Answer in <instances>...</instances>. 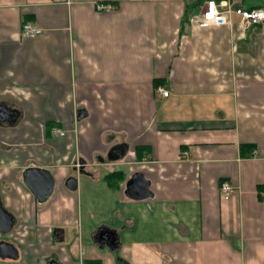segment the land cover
<instances>
[{
    "label": "crops",
    "instance_id": "crops-1",
    "mask_svg": "<svg viewBox=\"0 0 264 264\" xmlns=\"http://www.w3.org/2000/svg\"><path fill=\"white\" fill-rule=\"evenodd\" d=\"M206 2L0 0V264H264V22Z\"/></svg>",
    "mask_w": 264,
    "mask_h": 264
},
{
    "label": "built area",
    "instance_id": "built-area-1",
    "mask_svg": "<svg viewBox=\"0 0 264 264\" xmlns=\"http://www.w3.org/2000/svg\"><path fill=\"white\" fill-rule=\"evenodd\" d=\"M97 7L101 10H109L112 9L113 5L99 3ZM234 13L239 15L247 26L259 25L264 22V8L238 6L234 5L231 0H207L197 21L201 26L227 24L230 23V17ZM23 31L26 34H38L41 32V29L32 22H25L23 24ZM158 92L164 96H168L170 93L163 86L158 87ZM56 132L59 135L65 134V131L61 130H56ZM220 190L224 197L228 199L234 193L235 188L228 181H222Z\"/></svg>",
    "mask_w": 264,
    "mask_h": 264
},
{
    "label": "water",
    "instance_id": "water-1",
    "mask_svg": "<svg viewBox=\"0 0 264 264\" xmlns=\"http://www.w3.org/2000/svg\"><path fill=\"white\" fill-rule=\"evenodd\" d=\"M128 150V146L126 144H119L113 147L109 153V158L111 160H117L122 158ZM32 171L37 172L40 176L39 178H31L29 181V186L31 187L32 191L39 197L41 200H45L52 192L53 186H54V181L51 176V174L47 171H41L38 169H33ZM46 177V179H45ZM40 180V181H39ZM72 187L76 188L77 181L73 180L72 181ZM130 185L132 188H136L137 191L140 193L141 197H144L147 195L146 191V183L143 182L140 179H136L130 182ZM12 223L11 216L0 207V224L3 226H0L1 231H7ZM6 254H9L10 256H17L15 248L10 244L5 241L0 242V256H6Z\"/></svg>",
    "mask_w": 264,
    "mask_h": 264
},
{
    "label": "trees",
    "instance_id": "trees-1",
    "mask_svg": "<svg viewBox=\"0 0 264 264\" xmlns=\"http://www.w3.org/2000/svg\"><path fill=\"white\" fill-rule=\"evenodd\" d=\"M112 177L110 176L108 179L110 180ZM112 180V179H111Z\"/></svg>",
    "mask_w": 264,
    "mask_h": 264
}]
</instances>
